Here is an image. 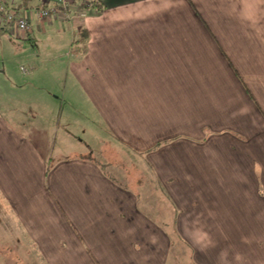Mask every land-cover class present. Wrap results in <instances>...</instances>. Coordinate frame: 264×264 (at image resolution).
I'll list each match as a JSON object with an SVG mask.
<instances>
[{
	"label": "crops",
	"instance_id": "crops-1",
	"mask_svg": "<svg viewBox=\"0 0 264 264\" xmlns=\"http://www.w3.org/2000/svg\"><path fill=\"white\" fill-rule=\"evenodd\" d=\"M197 1L7 0L36 50L1 56L0 264H264V0H213L231 29ZM59 101L105 141L54 149Z\"/></svg>",
	"mask_w": 264,
	"mask_h": 264
},
{
	"label": "rangeland",
	"instance_id": "rangeland-1",
	"mask_svg": "<svg viewBox=\"0 0 264 264\" xmlns=\"http://www.w3.org/2000/svg\"><path fill=\"white\" fill-rule=\"evenodd\" d=\"M221 2L224 3V1H213V0H208V1L205 0L201 3L198 2L197 3L198 4L197 5L198 10L200 11V13H202V16L207 15V17H210V16L214 15V19H217L221 25H223L226 22L228 28L231 29V20L233 23H235V17L232 15V13L230 12L229 9H227L226 15H223L225 10L218 8V7H220ZM228 3H232V2H228ZM16 35H17L16 33H11L9 30L4 31V32L0 31V70L2 69L1 56L5 55L4 51H6V50L11 52L12 49L16 50V47H17L19 50L20 49L22 50V53H21L22 55L28 56V55L32 54L33 52L35 53L36 49H35L34 45H31L30 43H24V42H21L19 40H16V38L13 37ZM46 43H50V41L47 38L43 39V45H46ZM27 44H29V45H27ZM38 46H40L39 48L42 49V47H41L42 45L40 44V42H39ZM63 53H64V51H62L60 53L61 58H58L52 62V65H54V68H57L60 70V63L62 62V60H64V57H63L64 54ZM231 57L234 58L232 53H231ZM234 60H235V58H234ZM26 63L27 62H25L24 60L20 61L21 68L23 69V70L20 69V71L18 70L21 74L20 75L21 82H27L28 81L27 77L23 75L25 73V69L27 70V74L30 71V69H29L30 66H28ZM56 75L59 76L58 74H56ZM2 80H5V77L3 74H0V82L1 83L4 82ZM43 80H44V78H43ZM26 85H28V84H26ZM36 94L39 96L42 93H40V90H37ZM27 107H30L31 109L35 108L34 106H22V109L27 108ZM74 108H75L74 110L76 111V113H74L75 116H79V117L85 116L86 126L84 125L83 135L82 134H76L77 131L83 130L82 126L76 125L77 124L76 117L66 119V120H69L68 124L64 123V120H65L64 119V113L66 110L71 109V105H67L66 103H63V102L61 103V101H59L54 113L51 114L53 116L49 117L51 119H49L46 122L48 124H51V126H48V124H46L47 128L50 130L49 131L50 136L48 138L49 142H50V144L55 145V147H53L54 149L60 148V147L62 148V146H60V143H59L60 136L63 134L64 126H68V130H70V132H72L74 134V140H77V142H78L79 138L82 137L83 142H85V141L89 142L90 141L89 142L90 148L95 150V148L97 146H99L102 143V141H105L106 129L103 126V124H100V123L95 124L94 122H92V120H95V119H93V118L90 119V116L87 115L85 113V111L83 113L82 112L83 108L81 106L76 105V106H74ZM78 109H80V115L77 114V112H79ZM30 112H31V110H30ZM57 114H60V115L58 116ZM56 116H58V118H56ZM86 119H89V120H86ZM74 122L76 124H74ZM88 124H91V125H88ZM96 128H98V136L91 140L90 130L93 131ZM95 133H97V131ZM70 143L71 144H69V145H73V144L76 145V142H74L73 140H70ZM119 154H120V151H119Z\"/></svg>",
	"mask_w": 264,
	"mask_h": 264
},
{
	"label": "built area",
	"instance_id": "built-area-1",
	"mask_svg": "<svg viewBox=\"0 0 264 264\" xmlns=\"http://www.w3.org/2000/svg\"><path fill=\"white\" fill-rule=\"evenodd\" d=\"M70 1L55 0V5L53 6L36 9V17L41 19L50 15H58L66 20H71L74 17L84 18L86 15L84 8L72 14ZM0 24L11 33L26 34L29 29V12L27 10H16L9 5L7 0H0ZM21 70L23 69L21 68Z\"/></svg>",
	"mask_w": 264,
	"mask_h": 264
},
{
	"label": "trees",
	"instance_id": "trees-1",
	"mask_svg": "<svg viewBox=\"0 0 264 264\" xmlns=\"http://www.w3.org/2000/svg\"><path fill=\"white\" fill-rule=\"evenodd\" d=\"M14 8H15L16 10H19V9H20L19 7H14ZM87 38H88L87 34L84 33V34L81 35L80 40H79V41H76V43L80 44V46H79L80 49H83L82 44L84 43V41H85Z\"/></svg>",
	"mask_w": 264,
	"mask_h": 264
}]
</instances>
